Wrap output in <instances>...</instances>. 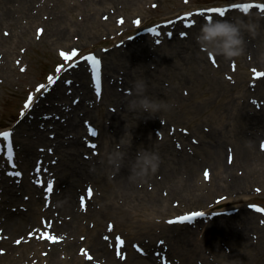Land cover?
I'll return each instance as SVG.
<instances>
[{
	"label": "bare ground",
	"instance_id": "bare-ground-1",
	"mask_svg": "<svg viewBox=\"0 0 264 264\" xmlns=\"http://www.w3.org/2000/svg\"><path fill=\"white\" fill-rule=\"evenodd\" d=\"M100 1L103 2V0ZM12 2L13 0H0L1 8H9ZM136 2L137 0H118V4L125 3L127 5H134ZM34 3L35 0H30L26 5L23 4L22 8H24L27 13L31 10V6L34 5ZM88 4L90 7H86V11L88 13L86 15H91L87 19L91 21H87L84 25L83 23H79V27L76 28H74L73 25L70 24V22L65 21L64 24H66L68 29L62 31V28L61 30L54 33H49V37H54L52 39L54 42L56 41L59 44L63 43L62 46L65 48H74L76 45L74 42H71V40L76 39L77 35H79L78 33L81 34V32H83L84 35V26L88 27L90 26V23L94 22V29L103 28L104 23L98 20L97 14L100 11H105L106 8H103L100 5L94 7L95 3L91 1ZM239 12L248 14L249 11L245 13L242 9H239ZM91 17L93 19H91ZM244 17L245 16H243L242 18ZM261 20V25L260 20L257 21L256 24L261 32V36L263 39L264 29H262V27L264 28V19ZM45 25L47 29H49V32H51V21L45 22ZM94 29L92 31H95ZM68 30H75L74 32H76L77 35L74 34V32L67 33ZM168 39H172L170 40L171 44L154 48V51L157 49L167 50L168 58H166L163 62H159L160 68L157 70V72L150 71V74H162L163 68L167 66L169 59H173L175 63L179 64V66H183V68H185L186 66H191V74L187 76H185L184 74L182 76V79L184 81V78L186 77L197 78V75H201L197 71L199 66H192L198 59L195 50L191 48L189 54H184L182 53L183 49L181 47L185 45V41H183L181 37H177V35H175L174 37ZM173 40H176V42H173ZM82 47L84 48L85 46L82 45ZM144 47L147 46L143 43L142 45L132 49H129L128 47L123 52L129 57H143L146 55L140 48ZM135 49H140V53L138 55L134 53ZM244 50L246 51V53L249 52L250 60L254 61L256 65L260 62L259 56L261 54V50L258 44L256 45L254 38H250V40L245 43ZM148 55L150 54H147V56ZM220 57L223 61V64L225 65L226 58L222 55H220ZM129 65H131V63ZM134 66L136 68L141 67L143 72L142 74H146V66L149 67V65H147V62L142 58L139 60V63L135 62ZM176 73H178L177 76H181L182 72ZM75 74L76 73L74 71L73 76ZM83 74L84 72L80 71L77 75L80 76ZM200 78L203 80V82H201V84H199L196 88V92L198 93V96L200 98V103L196 107V110H194L195 113L204 115L206 113V110H208L206 105L210 107L213 103L216 102L217 106L215 104L212 108L215 110L217 109V107L221 109L219 110L218 114L221 117L222 124L225 125V127L227 126V124H232L233 126L223 132V137H220L215 133H213L210 138L204 135L210 141L208 149L203 153L207 160L210 162H206L208 164H206L202 170V174L203 171H206L205 175L200 174V163L195 160V158L193 157L194 155H188L182 144L177 142L168 143L167 141H158L151 134L150 126L140 123L142 113L144 112L139 108L135 110L130 109L128 106L129 101L136 95L135 92L132 96L127 98L128 100L126 109H121L122 112L120 113V115L123 118L122 126L117 131H115V133L105 132L104 137L101 138L102 147H108L106 144L108 140L114 139L115 141H117L118 138L121 137L124 133H126L125 139L131 140V143H129L128 146L124 148L125 156L119 169L109 167L105 163V160H101L95 156L94 158H89L87 161L84 160L82 158V151L86 149L84 143L79 142L78 139L76 141H74L73 139L65 141L63 138H61L63 137V132H57L56 144H53L52 142L54 140V137L45 138V140L41 142L42 146H48V148L51 147V144H53L52 146L54 149H56V153L58 152L60 154L58 166L61 167V170L56 174V176L58 177L57 179H59L61 186L64 183H66L67 186V190L64 196L65 199L56 201L57 203H59L57 206L61 214L49 213L50 215L48 216L49 218H56L58 222H62L61 224H55V230L59 232H65L67 230L69 232L68 240H66L64 244L61 243L51 247L52 251L50 252L51 254H49V256H51L50 261H53L51 262V264H166V260L173 259L170 257L171 252H169L168 254L155 252L154 244L150 241L145 240L143 242H139V244L144 249L142 254H137L132 250L129 252V259L125 257L124 251L116 256V248L114 246L110 247V242L104 236L101 237V235L98 234V230H95L94 232L92 230H86L88 220L93 216L90 213V216L88 217V214L86 212L81 213L79 211V208L76 209L77 202L84 199L83 193L78 188L77 190L76 187L82 185L90 178H92L96 183L101 184L104 190V196L109 195V202L106 204L103 203L104 214L107 213L109 217L112 218L118 225H130L131 228L135 230V234H137L139 237L144 233H148V235L153 234V231L156 227L162 228L163 233H165V235L170 240V245L171 248L174 249L175 256L182 257V261L184 262V264H194L195 257H200L202 259L206 258L207 255L205 253L204 247L211 252H217L216 255L222 258V260L225 262L234 259V255L236 253L247 250L249 244H245V232H242L240 230L235 231L234 235L229 238V241L234 246V250L231 254L227 255L220 250L221 248L215 245L213 239L216 237L217 231L221 230V228L217 229L214 226L207 228L206 238L201 241L198 239V236H194L196 233L193 232L194 230L189 229V227H187L185 230L177 231L175 230L174 226H169L167 224H157L155 222L150 225L148 223L141 222L139 219L135 220L132 223L130 219L134 217V207H126L127 197L130 194L131 199L129 201L131 203L140 205L139 202H143L140 190L138 188L142 185L143 182H146V187L147 182L150 184L154 183V192L150 193L148 190L147 191L153 198V204L156 205L158 203H161L160 209L164 210V212H167L168 210H170V207H166V200L162 202V200L164 199L162 194L168 198H170V196L174 193L182 197H186V194L189 192L194 191L193 193H197L204 189V191H206L205 196H202L200 194V198L198 200L201 201L202 199L204 200V202H208L212 201L216 197H219L222 194L223 190L228 193H230L231 191L244 193L246 189V187L244 186L249 181L253 180L255 177H259V180L264 179V146H262V143L264 141V119L262 116V112L259 111V108L256 107L255 109H253V107H255L256 105L255 102L260 103L263 101L262 95H264V93H262L256 99L250 98L252 97L250 96V99L248 98L247 102L245 103V101H242V99L246 97L245 94L236 96L234 95V92H231L229 89L224 90L222 88H220L219 91L218 84L216 82H214L213 84H209L206 75L202 74ZM151 81L154 83V80ZM84 85H87V83H85ZM240 85L241 89L238 90V92L245 93L246 89L244 87L243 81L242 83H240ZM261 86L262 85H260V87ZM202 87H205L204 89H210V91L206 93V99H203V96L205 94L201 90ZM57 89L58 88H56V90ZM59 89L62 90V87H59ZM145 90L148 94L152 93V97H155L156 100H159L162 103L166 101L165 99L167 98V91L164 88H158L148 82ZM62 94L65 99L68 98L64 94V91H62ZM54 95L55 93L52 92L49 98L54 100ZM229 96H236L240 100V102H234L236 100L235 98L232 101ZM253 97L257 96L254 95ZM232 105H234V107H232ZM40 107V114L42 113L48 116L52 115L51 104L47 105L46 103L41 105ZM166 108L167 109H163V112L166 113L170 118L176 115L175 111H173L175 109L170 106V104ZM90 115L92 116V113ZM112 116L113 123H116L118 120H120L119 115L116 116L115 114H112ZM147 116L149 117V120L151 122L152 115L147 114ZM227 120L231 121L227 122ZM56 124V129L58 130L64 127V124ZM68 127H72L74 130H76L78 135L79 133L82 134V132L85 130L84 126L79 122H76V119L74 118H70ZM34 132L35 129L33 127H30L29 129L22 128L17 132L16 135L17 141L22 138L24 140V144L19 151V155L21 159V167L25 170L28 169L32 162H35L34 155L36 150V139L34 138ZM38 133L41 134L45 132L42 130ZM136 133L142 134L141 144L151 151L157 153L159 156V165L157 170L155 172H150L144 177H132L129 173L131 164L135 160L136 156V152H134V145H137V141L134 139ZM222 138H230L233 141L235 160L234 158H232L228 161V151L221 148V146L223 145V142L221 140ZM233 160L234 162L232 164ZM92 166L94 168H92ZM179 167L180 173H186L187 177L189 178L188 180L186 177H184L183 179L178 178L179 175L177 173V170ZM185 169H188V171L185 172ZM110 171L115 172L113 178H110L109 176ZM161 173L163 174V176ZM197 174H199L203 179L199 185L196 182ZM110 188H112L113 190L111 191ZM160 191L162 192V194L159 195ZM47 196L49 195L47 194ZM118 198H123V203L116 202ZM38 199L43 201L42 198ZM49 199L50 198H46L47 201H54L55 199H61V197L57 198L56 196H54L53 200ZM37 203V200L31 199L27 204V206L29 207L28 211H21L17 215L7 213L8 216L6 218V221L2 223V226L6 227V229L9 230V226H6V224H19L21 227L19 230L22 231L24 226L23 220H28L30 218L33 210L35 209V207H37ZM161 212L163 213V211ZM64 214L68 215V219H66L67 216ZM82 216H84V218H82ZM62 219L66 220L62 221ZM138 228H142L143 230H140ZM244 228H247V224L244 225ZM173 230L177 233L176 235H174ZM80 231H86V235L88 237L87 242L92 245L90 247L91 250L89 251L90 256L86 255L85 252L80 248H75L78 243V241L76 240V236L80 233ZM208 235L211 237L210 239L207 238ZM184 244L188 245V247H186ZM8 248L11 249L10 246H8ZM110 250H112V252H110ZM61 251L63 252V257L69 260H61L59 258V253H61ZM22 253L26 254V250H23ZM38 253L40 252H37V254ZM52 257L57 258L52 259Z\"/></svg>",
	"mask_w": 264,
	"mask_h": 264
},
{
	"label": "clouds",
	"instance_id": "clouds-1",
	"mask_svg": "<svg viewBox=\"0 0 264 264\" xmlns=\"http://www.w3.org/2000/svg\"><path fill=\"white\" fill-rule=\"evenodd\" d=\"M256 23L251 20H244L241 17L209 19L200 25L194 39L200 48L210 54L222 55L225 58L240 56L244 51L245 38L247 31L254 34ZM146 84L143 79H137L133 82V90L136 95L129 101L130 109H141L148 115H156L161 103L144 95ZM124 133L115 143L114 148L105 156V163L114 169H119L125 153L123 148L131 140H126ZM159 165V156L148 148L138 149L135 160L129 169L130 176L144 177L150 172H155Z\"/></svg>",
	"mask_w": 264,
	"mask_h": 264
},
{
	"label": "rangeland",
	"instance_id": "rangeland-1",
	"mask_svg": "<svg viewBox=\"0 0 264 264\" xmlns=\"http://www.w3.org/2000/svg\"><path fill=\"white\" fill-rule=\"evenodd\" d=\"M177 1H181V0H170V1L169 0L168 1L160 0V1H156L158 3L161 2L158 5L159 10L158 9L157 10L163 14H166V12L170 13V12L174 11L170 7L172 5H174ZM237 1H243V0H191L190 4H193L195 7V4H199V5H206L205 3H208V4H227V3H234ZM262 1H264V0H262ZM182 4H184V3H182ZM199 7H201V6H199ZM196 15H199V13H197ZM88 36H90V39H88V41H86L87 43H91L96 38L95 37L94 39H92L93 38L92 33H89ZM47 41H49L47 38H43V40L40 43H36L33 47H31V49L28 50V52L24 56V60L27 61V59H28L27 56H28L31 60V63H29V65H28V67H29L28 68L29 69L28 74L20 73V75L18 76V77H20V79L18 78L15 83L11 84V87L16 90L17 95H21L22 88L25 87L27 84L34 83L35 77L37 79L41 78L40 71H42V73H43V71L45 70V65H46V64H44V62H46L44 60H48L47 58H50V61H51L47 70L51 69L52 64L54 63V61L57 60L55 54L53 52H51L50 50H46V52H44V45H46ZM15 84H16V86H15ZM188 85L191 87V89H190L191 93L188 96L191 98L188 100V106L192 107V110H184L182 113L185 114V116H180L179 118H174V119H172V122L175 124L176 127H187V128H189L191 133L188 135V138L195 137L197 139H200L201 138L200 133L204 134L206 131L203 127L204 125L211 127V131H212V129H214V128H212V121L211 120L221 121V119H220V117H218V115H216L215 110H211L208 107V105H206L208 110H206V113L203 116L195 113L194 110H196V107L198 106L199 103H197V102L195 103V101L191 100L194 97V94H192V89H194V85L192 83H188ZM191 85H193V86H191ZM1 95H2V93H1ZM18 101H19V98L15 97L14 102L10 103L13 111L16 110ZM95 110H98V109L95 108ZM3 111H5L7 113V115H8L7 117H11V113L8 109L7 104L3 105ZM3 111H2V109H0V112H3ZM194 115H199L201 117L200 118L197 117L194 121H192V118L194 117ZM219 127L221 128V124ZM178 134L180 136H185L180 132ZM186 141L188 142V144H190L189 139H187ZM191 144L193 145L194 148H196V146L201 147L200 149H197V148L196 149L198 151H202V145L201 144L194 146L192 141H191ZM255 145H256V143H255ZM262 184H263L262 185L263 191H259L258 193L254 192L252 195L248 196L250 199L242 200L239 203H233L231 206L236 207V206L244 205L245 208H247L246 203L249 201H252V199H254V200H257L258 205L262 206L264 209V205H262V203H264V181L262 182ZM143 203L147 206L146 209H144L143 207L137 208V209L141 210L138 214V216L141 219L145 218V216L150 217L153 214H156V212L158 211L156 209V207H152L150 204L145 203V202H143ZM179 203L182 204V206H180V205L178 206V207H183L181 209H189L190 208V206H188V205H190V202H188V200H186L184 198H182V199L180 198ZM169 204H171L173 208L177 209V207L174 206L175 203L172 204V202H169ZM135 206L136 205H134V207ZM191 206H194V205H191ZM253 209L255 211H257L256 212L257 214H259L257 217L262 219V225L259 224L261 226V231L259 230L261 237L253 244V245L258 246L256 251H258L259 253L257 254V256H255L253 253H248V255L251 256V258H252L248 264H260L261 262L264 263V211L257 210L255 208H253ZM177 210L179 211V209H177ZM173 213L174 212H169L165 217H167ZM101 220L105 221V219H101ZM124 228H127V227L124 226ZM253 230H254L253 232H257L256 229H253ZM249 238H250V236H249ZM231 245H232V243H231ZM249 250L250 249H248V251ZM235 264H243V263L240 261V259H238L237 263H235Z\"/></svg>",
	"mask_w": 264,
	"mask_h": 264
},
{
	"label": "snow or ice",
	"instance_id": "snow-or-ice-1",
	"mask_svg": "<svg viewBox=\"0 0 264 264\" xmlns=\"http://www.w3.org/2000/svg\"><path fill=\"white\" fill-rule=\"evenodd\" d=\"M251 7H252V5L250 3H238V4L228 3L224 7H213V8L208 9L207 11L210 12V13H216V14H219V15L223 16V15L226 14L228 9H242L245 13H247ZM259 7L261 9H264V4H260ZM185 15L190 17L191 13H186ZM208 18L211 19V16H209ZM187 23L189 25H191V24L194 23V20L189 19L187 21ZM73 52H75V50H73ZM61 55L68 56L69 54L62 52ZM93 59H94V62H96L95 58H93ZM253 71L255 72V69ZM255 74L257 76L264 75V73H260V72H255ZM48 80H49L50 83L53 82V78L51 76L48 77ZM44 87H45L44 85H39L38 86V88H40V89H42ZM30 101H32V95L31 94L28 97V101L25 102V106L26 107L30 106L29 105ZM93 134L95 135V132ZM0 136H2V137H10V131L0 132ZM262 146H264V145H262ZM9 155H11V143H9ZM51 187H52V182L50 181L49 182V191H51ZM89 191H91V190H89ZM253 207H256V206L253 205ZM260 210L264 211V209H260ZM193 215H201V214L200 213H194ZM177 219H187V217H179ZM52 239H56V237H52ZM117 239H119V237H117ZM121 243H123V241H121Z\"/></svg>",
	"mask_w": 264,
	"mask_h": 264
}]
</instances>
